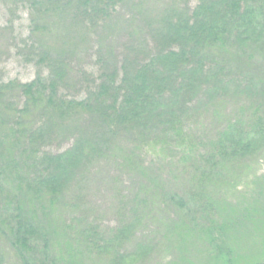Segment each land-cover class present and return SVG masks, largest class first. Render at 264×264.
<instances>
[{"label": "trees", "instance_id": "trees-1", "mask_svg": "<svg viewBox=\"0 0 264 264\" xmlns=\"http://www.w3.org/2000/svg\"><path fill=\"white\" fill-rule=\"evenodd\" d=\"M24 1L32 32L48 30L49 74L0 83V264H144L160 249L189 264V246L211 264H259L264 210L245 209L242 226L217 190L264 152V0L139 3L120 58L111 46L102 71L78 76L81 99L62 92L73 56L92 27L114 25L100 36L109 45L129 0ZM95 164L113 172L109 208L83 189Z\"/></svg>", "mask_w": 264, "mask_h": 264}, {"label": "rangeland", "instance_id": "rangeland-1", "mask_svg": "<svg viewBox=\"0 0 264 264\" xmlns=\"http://www.w3.org/2000/svg\"><path fill=\"white\" fill-rule=\"evenodd\" d=\"M166 1L168 0H129V4L123 6L122 11H119L114 16H116L119 21V29L116 31L112 37V42L109 45H106L105 48L101 44L103 41L102 35L109 33V30L112 29L114 25H106L103 27L91 28L90 37L87 39L83 45H79V48L73 56L71 61V76L62 87V92L65 96L69 98L81 99L87 94V85L82 86L81 81L77 78L79 75L83 74L84 71L88 73H98L102 71L105 66V62L100 59V52L103 51L106 54L111 46L114 47L113 55H121L123 44L127 41V38L132 31L130 27H136L132 21V17L138 13V8L140 4H143L147 8L156 9V8H165ZM184 2L183 0H180ZM186 1V0H185ZM191 2V7H194L198 0H187ZM140 24V16L136 18ZM31 23V10L29 9L27 3L24 0H0V83H8L9 81H18L21 83H28L35 80L38 76L47 77L49 74V69L39 60L40 45L42 46V39H48L47 36H44L43 33H47L48 30L37 32H32L30 28ZM98 32L93 34L95 30ZM109 36V35H108ZM111 38V36H109ZM49 41V40H47ZM48 43V42H47ZM48 44H51L48 43ZM40 48V49H39ZM109 55V54H108ZM14 99L18 103H22L24 99H20L18 93L14 95ZM11 105V104H9ZM42 120V119H41ZM189 121V126L192 127ZM206 126L201 129H205ZM210 126L206 127L209 131ZM189 131V128H187ZM75 134L64 136L62 139L51 143L46 149H50L54 152H60L68 147H70L75 139ZM171 146L170 157L178 155L177 149L178 146H175L174 143ZM179 148V147H178ZM175 151V152H174ZM163 155V154H162ZM167 156V155H166ZM257 158L252 157V160H249L247 167H242L238 170H234L230 173L231 181L227 184L226 182L219 187L217 191H220L219 197L223 198L221 202V207L230 215V211L234 210V218L240 217V224H242L243 218L242 212L245 209H249L247 214L253 215V212L257 208L263 212L264 210V152L259 153ZM167 157V158H170ZM148 159V158H147ZM246 163V164H247ZM95 168L100 174L97 177L92 175L90 181L85 184L84 191L88 190L92 202H102L105 204L103 209L109 208L110 200L109 196H114V190L110 189L111 178L110 176L112 169L102 170L101 166L95 164ZM111 173V174H110ZM90 177V176H89ZM125 180L127 177H124ZM113 181V180H112ZM228 199L229 202L226 200ZM109 201V202H107ZM255 209V210H254ZM108 213L101 214L107 216L104 221L106 225H116L118 222V215L112 211V209L107 210ZM256 215V216H255ZM263 214L254 213L255 217H262ZM260 217V218H261ZM257 228V227H256ZM255 240L260 243L259 253H262L264 249V227L261 230L254 233ZM234 236V241H239V237ZM177 253V252H176ZM174 255V251H165L160 249L158 253L154 252L146 256L144 264H173L169 259ZM185 256H189V264H211L210 259L206 254H204L203 249L195 246L192 249V246L184 252ZM241 255H246L245 252H242ZM252 255H247L245 257L240 256L239 259H236L235 264H252L254 259H250ZM264 257V256H263ZM134 262V264H139ZM234 262V257H233ZM128 264H130L128 262ZM188 264V263H184ZM259 264H264V258H261Z\"/></svg>", "mask_w": 264, "mask_h": 264}]
</instances>
